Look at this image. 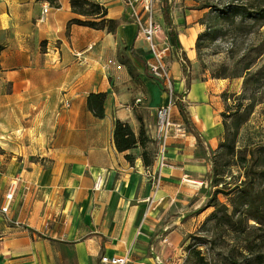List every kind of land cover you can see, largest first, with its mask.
Wrapping results in <instances>:
<instances>
[{
    "label": "crops",
    "instance_id": "crops-1",
    "mask_svg": "<svg viewBox=\"0 0 264 264\" xmlns=\"http://www.w3.org/2000/svg\"><path fill=\"white\" fill-rule=\"evenodd\" d=\"M95 1L118 22L113 35L76 25L67 32L69 0H0V207L8 185H17L8 213H0V264H100L101 255L126 253L128 264H153L155 256L163 262L142 247L175 245L202 216L193 211L160 224L157 208L163 199L165 208L168 199L192 197L208 181L207 156L190 132L168 139L157 191L147 176L156 162L145 169L135 150L130 165L114 148L116 120L137 134L141 118L155 139V111L169 99L146 71L147 45L124 0ZM168 3L180 46L168 57L174 91L206 106L201 85L189 81L185 89L178 59L183 53L186 69L193 64L204 29L197 20L206 11L190 9L191 0ZM97 93L105 94L102 119L86 108L87 96ZM187 111L202 145L214 151L218 132L205 123L206 110ZM97 176L103 185L94 191ZM160 229L166 235L157 242Z\"/></svg>",
    "mask_w": 264,
    "mask_h": 264
},
{
    "label": "trees",
    "instance_id": "trees-1",
    "mask_svg": "<svg viewBox=\"0 0 264 264\" xmlns=\"http://www.w3.org/2000/svg\"><path fill=\"white\" fill-rule=\"evenodd\" d=\"M47 1L52 3L54 0ZM192 1L193 9L206 11L198 21L204 31L197 36V49L207 47L223 36L222 27L238 28L245 23L264 27V0ZM69 6L74 17L67 22V32L72 25L112 35L116 32L118 22L108 19L106 8L97 1L69 0ZM161 13L167 41L171 49L178 51L180 46L172 25L168 0H161ZM178 59L185 78V89L188 90L190 78L184 65L186 57L180 53ZM172 97L176 99L175 106L187 131L206 153L210 166L205 203L193 215L212 209L206 220V223H210L208 231L214 234L215 240L224 239L222 243L228 247L227 253L222 256V264H264V146L236 149L238 129L243 124L241 120L231 126V137L228 139L223 135L217 148L211 151L202 145L200 133L192 125L186 105L176 93H172ZM104 101V93L89 94L86 108L95 118L102 119ZM241 106L235 105L232 114H238ZM137 121L139 127L137 134H134L127 123L116 120L112 131L113 145L118 153H124V159L130 165L136 159L133 151L138 150L143 167L149 170L155 162L157 141L147 135L141 118H137ZM222 125L226 131L228 125L224 120ZM219 197H223L225 202H220ZM187 250L195 264H208L198 249L188 246Z\"/></svg>",
    "mask_w": 264,
    "mask_h": 264
},
{
    "label": "rangeland",
    "instance_id": "rangeland-1",
    "mask_svg": "<svg viewBox=\"0 0 264 264\" xmlns=\"http://www.w3.org/2000/svg\"><path fill=\"white\" fill-rule=\"evenodd\" d=\"M170 1L183 5L184 0ZM192 4L190 9L194 8V2ZM160 10L159 0L157 14H160ZM164 28L162 34L167 38ZM228 28L222 27L224 35L216 42L207 47L195 48L196 56L193 64L187 66L190 82L201 85L204 96H207L206 106H202L201 102H197L196 105L188 100L184 89L181 94L183 95L182 101L191 112L199 107L206 110L205 123L210 129H216L218 132L217 146L223 135H226L228 139L231 137V126L241 120L243 124L238 129L236 149L264 146V27L258 28L245 23L243 27ZM168 59L165 63L170 71L171 61ZM152 82L166 93V98L170 99L169 94L158 81L153 80ZM171 99L176 102L175 98L171 97ZM235 105H242L238 114H232ZM173 111L175 110H172V113H175ZM222 115L226 117L223 118ZM223 120L228 125L226 131L223 130ZM206 188L207 183H204L199 192L190 198L186 196L180 199H168L165 208H162L165 202L163 199L157 206L158 209L161 208L160 224L166 221L172 222L177 216L202 207L205 203ZM182 193L186 192L182 191ZM219 200L222 203L225 202L223 197H219ZM211 212L212 209L202 212L200 220L191 226L192 230L187 234L184 233L175 245L170 246L169 243H165L157 248L155 244L142 247L146 252L145 256L154 255L156 252L160 253L161 257L163 256V262L161 260L163 264H195L188 256L187 250L188 246H193L200 251L208 264H222V256L227 253L228 247L222 243L224 239L215 240L214 234L208 231L210 223H206V220ZM162 229H160L157 242L166 235Z\"/></svg>",
    "mask_w": 264,
    "mask_h": 264
},
{
    "label": "built area",
    "instance_id": "built-area-1",
    "mask_svg": "<svg viewBox=\"0 0 264 264\" xmlns=\"http://www.w3.org/2000/svg\"><path fill=\"white\" fill-rule=\"evenodd\" d=\"M159 0H124L125 6L129 10V18L135 24L138 35H140L147 45V50L150 55L146 62V71L149 76L158 81L163 89L169 94L170 99L166 106L156 109V136L157 152L155 155V162L157 164V171L153 174H147L152 182L155 191L160 187V171L167 166L165 154L168 148V139L183 140L187 135V129L183 122L177 121L173 117L172 108L175 102L172 101V93L174 91L173 79L170 71L167 68L165 60L169 57L171 46L167 38L162 34L163 26L159 19H157V4ZM49 7L44 5L41 11L39 22L44 20V16L48 12ZM180 95V101H182ZM176 101V99H175ZM183 102V101H182ZM68 107V103H64ZM103 185V178L97 176L93 183V190H101ZM16 181H12L7 188L3 197V204L0 207V213L7 214L9 206L13 200L16 191ZM128 253L123 256H105L101 255L99 258L100 264H128ZM153 264H163L161 260L155 256Z\"/></svg>",
    "mask_w": 264,
    "mask_h": 264
}]
</instances>
